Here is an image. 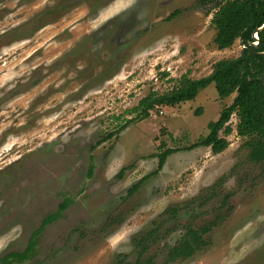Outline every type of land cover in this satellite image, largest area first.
Masks as SVG:
<instances>
[{
  "label": "rangeland",
  "instance_id": "374dc122",
  "mask_svg": "<svg viewBox=\"0 0 264 264\" xmlns=\"http://www.w3.org/2000/svg\"><path fill=\"white\" fill-rule=\"evenodd\" d=\"M197 1L0 0V257L22 251L68 201L20 264L133 262V240L157 224L170 234L147 252L156 264H264V163L248 159L234 132L219 154L188 150L235 95L221 100L211 84L193 101L158 103L142 121L132 112L150 90L239 55V41L221 51L213 43L220 0ZM161 144L178 151L157 171ZM213 185L214 199L191 203ZM175 205L184 208L172 221L164 212ZM213 220L209 246L167 261L180 225Z\"/></svg>",
  "mask_w": 264,
  "mask_h": 264
},
{
  "label": "trees",
  "instance_id": "16d2710c",
  "mask_svg": "<svg viewBox=\"0 0 264 264\" xmlns=\"http://www.w3.org/2000/svg\"><path fill=\"white\" fill-rule=\"evenodd\" d=\"M213 1L198 0L197 4L205 6ZM213 7L215 11L210 24L215 29L214 45L217 50L221 51L231 48L236 41L240 44L242 42L244 45L239 55L216 61L211 67V72L204 77L192 79L182 75L170 90L163 92L150 90L132 109L135 114L134 119L137 121L147 119L158 103L173 107L193 101L202 90L213 84L219 99H226L233 94L235 96L232 103L222 109L218 119L207 124L208 135L188 150L202 146L210 148L214 155L224 151L229 145L227 137L233 131L228 122L234 115L238 120L235 132L240 138L245 139L244 146L248 149V159L253 163H264V85L260 81V76L264 71V28L257 31V45H252L255 42L253 33L264 25V0H220L215 1ZM177 14L179 11L171 16ZM201 111L200 108L197 109L196 116H200ZM130 121L128 120L121 129H124ZM112 136L113 134H109L103 138V141ZM163 147L161 144L158 147L159 152L154 155L157 159V171L162 169L170 155L178 151L163 150ZM136 186H132L128 191L134 190ZM207 190L211 192L210 197H196L191 203L203 206L214 199L216 185ZM223 198V205H227L229 195H224ZM67 207L68 201H64L58 206L57 211L47 214L41 220L40 226L31 234L27 247L21 252L11 251L5 254L0 258V264H20L30 260L36 252L37 241L43 229L60 218ZM182 209L175 205L164 213L169 214L170 220L176 221ZM228 209L232 210V207L229 206ZM214 224L215 220L199 227L191 223L180 225L183 229L180 239L172 246L165 244L167 261L175 262L191 258L209 246L212 242L209 233ZM159 229L157 224L133 240L135 260L128 262V255L123 254L119 257L118 264H156L155 255L147 254V252L152 245L162 241L166 234H170L167 230L162 236Z\"/></svg>",
  "mask_w": 264,
  "mask_h": 264
},
{
  "label": "water",
  "instance_id": "95a60500",
  "mask_svg": "<svg viewBox=\"0 0 264 264\" xmlns=\"http://www.w3.org/2000/svg\"><path fill=\"white\" fill-rule=\"evenodd\" d=\"M264 28V25L261 27V28H259L258 30H255V32L253 33V39L255 40V42H253V44L252 45H257V31H259V30H262ZM241 45H242V48H243V43L241 42ZM260 81H261V83L264 85V71H263V73H262V75L260 76Z\"/></svg>",
  "mask_w": 264,
  "mask_h": 264
},
{
  "label": "flooded vegetation",
  "instance_id": "af4514ba",
  "mask_svg": "<svg viewBox=\"0 0 264 264\" xmlns=\"http://www.w3.org/2000/svg\"><path fill=\"white\" fill-rule=\"evenodd\" d=\"M57 209H58V208H57ZM56 211H57V210H56ZM44 217H45V216H44ZM56 221H57V220H56ZM54 222H55V221H54ZM54 222H53V223H54ZM40 223H41V222H40ZM51 224H52V223H51ZM39 226H40V225H39ZM39 226H38V227H39ZM35 230H36V229H35ZM35 230H34V231H35ZM34 231H33V232H34ZM33 232H32V233H33ZM32 233H31V234H32ZM31 234H30V236H31ZM29 238H30V237H29ZM28 240H29V239H28ZM37 242H38V241H37ZM27 244H28V242H27ZM26 247H27V245H26ZM26 247H25V248H26ZM25 248H24V249H25ZM24 249H23V250H24ZM23 250H22V251H23ZM9 252H11V251H9ZM9 252H7V253H9ZM16 252H21V251H16ZM7 253H6V254H7ZM4 255H5V254H4ZM4 255H3L2 257H4ZM2 257H0V258H2ZM26 261H29V260H26ZM26 261H24V262H26ZM22 263H23V262H22Z\"/></svg>",
  "mask_w": 264,
  "mask_h": 264
},
{
  "label": "built area",
  "instance_id": "2783aa9c",
  "mask_svg": "<svg viewBox=\"0 0 264 264\" xmlns=\"http://www.w3.org/2000/svg\"><path fill=\"white\" fill-rule=\"evenodd\" d=\"M240 47H241V49H242V45H241ZM233 116H234V115H233ZM236 119H237V118H236ZM230 120H231V118H230ZM230 120H229V122H228V125H229V126L231 125ZM237 122H238V120H237ZM236 125H237V123H236ZM236 125H235V127H236ZM230 127H231V126H230ZM235 127H234V128L231 127L232 130H233L232 132H234V133H236V132H235Z\"/></svg>",
  "mask_w": 264,
  "mask_h": 264
},
{
  "label": "crops",
  "instance_id": "0c3cea01",
  "mask_svg": "<svg viewBox=\"0 0 264 264\" xmlns=\"http://www.w3.org/2000/svg\"><path fill=\"white\" fill-rule=\"evenodd\" d=\"M210 72H211V70H210Z\"/></svg>",
  "mask_w": 264,
  "mask_h": 264
}]
</instances>
